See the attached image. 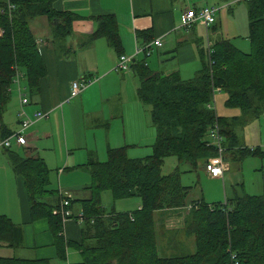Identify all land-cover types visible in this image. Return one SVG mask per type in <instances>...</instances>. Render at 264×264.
<instances>
[{
	"label": "trees",
	"instance_id": "1",
	"mask_svg": "<svg viewBox=\"0 0 264 264\" xmlns=\"http://www.w3.org/2000/svg\"><path fill=\"white\" fill-rule=\"evenodd\" d=\"M54 1L0 0V116L9 98L6 90L14 68L24 71L28 91L43 74L29 21L45 17L55 40L70 33L74 16L54 10ZM246 2L248 52L239 51L227 40L216 41L211 44L210 59L206 62L202 54L200 70L188 80H182L176 72L151 71L144 59L132 60L130 68L137 80L135 95L147 107L149 125L155 131L154 143L151 153L142 158H127L125 148H117L107 150L103 162L85 165L90 176L89 197L78 201L84 221L80 224V241L73 246L80 254L77 264H229L230 255L231 264H264V194L235 198L230 209L226 208L228 202L190 201L191 210L183 228L192 237V254L160 258L154 240L153 214L186 204L188 188L178 183L179 166L186 164L188 171L197 165L203 169L210 156H217L208 139L214 125L222 139V158L226 162H240L251 155L264 158L257 147L249 150L239 146L234 133L264 113V0ZM8 5L13 8L8 10ZM95 22V30L79 47L102 38L118 53L112 16H99ZM145 33L139 37H147ZM143 39L149 43L148 38ZM213 88H220L225 95L223 106L235 109L237 115L218 117L212 107H207ZM168 157H173L177 165L163 175L161 167ZM7 158L13 172L22 179L30 220L46 219L57 259L63 260L66 247L72 245L57 235L59 218L52 215L50 204L44 201L46 195H52L43 190L47 170L38 158H20L11 152ZM103 191H108L113 201L135 197L139 206L133 212L103 214L99 204ZM58 199L52 207L56 208ZM68 205L70 208V200ZM19 243V228L0 216V247L17 248ZM0 264H49V260L0 258Z\"/></svg>",
	"mask_w": 264,
	"mask_h": 264
},
{
	"label": "crops",
	"instance_id": "2",
	"mask_svg": "<svg viewBox=\"0 0 264 264\" xmlns=\"http://www.w3.org/2000/svg\"><path fill=\"white\" fill-rule=\"evenodd\" d=\"M52 7L74 16L69 35L62 40H55L45 17L31 19L28 28L43 66V74L34 88L28 91L24 71L17 70L20 75L18 88L26 99L22 111L28 117L34 112L44 113L45 117L23 132L26 139L24 147L12 143L8 151L0 149V216L6 217L19 228L18 247L33 253L32 258L26 260L45 257L49 260V256L53 255L51 252L47 255L41 252L39 255L38 250L43 247L52 250L53 238L46 219L30 220L23 182L9 165L8 152L20 158L40 159L47 170L43 190L52 193L46 195L44 201L54 210L52 205L55 199H60L61 193H67L70 195L71 214H78L81 211L78 201L89 197L87 163L103 162L100 160L106 157L109 149L125 148L128 154H147V149L150 147L151 150L154 143L155 131L149 125L147 110L140 106L135 95L137 80L131 68L123 73L114 72L117 57L134 55V48L145 44L143 38H148L149 42L159 40L160 46L150 51L155 53L159 68H178L170 73L176 72L185 80L181 75L182 68L189 66L195 70L193 77L201 67L204 37L198 33L197 27L201 26L197 24L186 32L180 28V16L186 8L215 10L213 24L207 31L210 45L216 42V37L227 40L221 32H217L216 27L217 20L219 23L225 17L238 25L239 30H242L241 21L245 20L246 35L243 39L248 42L247 2L243 0H55ZM106 15L112 16L116 24L120 47L118 53L112 51L102 38L79 47L84 37L95 30V18ZM262 20L264 25V14ZM144 32L147 37H139ZM242 47L245 48L244 45ZM247 48L248 52L249 44ZM128 72L130 78L125 75ZM12 79L6 90L9 98L0 116V139L14 132L23 119L18 116L20 97ZM73 81L91 83L76 97L69 98L70 83ZM103 106L107 108L106 113ZM41 120L45 123H39ZM54 137H59V140ZM42 141L46 143L42 144ZM134 147L140 150L133 152L131 148ZM198 199L203 201L202 193L190 196L189 202ZM136 204L135 209L139 206V200ZM111 213L115 212H103ZM156 216L179 218L181 214L167 210L155 212L154 220ZM80 229L81 225L69 220L60 227L57 235L64 242L75 246L80 241ZM76 252L80 257L79 251ZM54 253L53 256L57 258L55 249Z\"/></svg>",
	"mask_w": 264,
	"mask_h": 264
},
{
	"label": "rangeland",
	"instance_id": "3",
	"mask_svg": "<svg viewBox=\"0 0 264 264\" xmlns=\"http://www.w3.org/2000/svg\"><path fill=\"white\" fill-rule=\"evenodd\" d=\"M240 5L242 6L243 4L240 3ZM216 27L217 32H221L223 38L227 39L230 43H232L233 46L238 48V50L247 52L248 42L243 39V37L246 35V25L244 19L241 21L242 30H239L237 28L238 25L233 24L231 20L226 17L221 19L219 23L217 20ZM197 31L202 35V37H204L203 45L205 46L206 37L204 35L203 28L197 27ZM237 32L239 34H236ZM232 37L235 39L232 40ZM214 40L219 41L220 38L216 37ZM242 45H244L245 48H243ZM133 59L134 61H140L144 59V63L147 64L150 70L164 72L165 74L178 69L159 68V63L154 52H150V54H148L146 57L141 54L139 56H135ZM153 66L155 68H153ZM188 68L191 67L187 66L182 68L181 75H183L185 80L192 78V75L195 71L193 68ZM125 75L129 78L131 77L129 72ZM125 75H123L124 78H126ZM133 82L135 83V79H133ZM224 100L225 95L222 92H220L219 95L214 96L213 105L211 106L215 112V115L218 117L234 116L236 110L225 108L223 106ZM97 107L99 108V105H97ZM142 108L147 109L146 106H142ZM102 109L105 113L107 112L106 107L103 106ZM39 123H45V121L41 120ZM234 133L239 146H245L247 149L257 147L260 153H264V113H262L258 119L249 122L244 127L235 129ZM54 138L57 141L59 140V137ZM41 143L45 144L46 142L42 141ZM131 150L136 152L139 151L140 148L134 147L131 148ZM150 153V147L147 149V154H128L125 152L127 158L144 157ZM104 159L105 157L101 158L100 161H104ZM222 161L229 165L228 173L224 174L225 176L222 180L207 178L203 172L202 165H197L192 171H188L189 167L186 164L179 166L180 174L178 176V183L181 187L188 188L185 197L186 204L182 208L173 210L174 212H179L181 214V217L179 218L164 219V216L155 217L156 219L153 221V225L156 254L158 257H182L194 252L192 237L187 235L183 228V223L186 220L188 212L191 210V207L189 206L190 196H195L199 193H202L204 203L208 204L223 203V201L227 200L228 203L226 204V208L230 209V203L235 198H241L243 195L259 196L264 194V158L251 155L249 157H245L240 162H233L230 160H227L226 162V159H222ZM208 162L216 164L218 161L215 157L210 156L208 158ZM176 165V160L173 157L165 158L161 167V174L165 175L170 173L176 168ZM137 202V198L132 197L112 201L109 192L103 191V193H101L100 207L104 213H108L109 211H113L115 213H127L136 210L135 208L137 207ZM163 220H165L164 223ZM38 252L39 255L41 252H43L44 255H47L50 252L51 254L55 255L53 247L52 250L50 247H43L40 248ZM32 255V251L28 249L25 250L20 247H0V258L30 259L32 258ZM53 255L49 256V264H77L80 261V257L73 246H70L67 250L65 249L63 260L57 259Z\"/></svg>",
	"mask_w": 264,
	"mask_h": 264
},
{
	"label": "built area",
	"instance_id": "4",
	"mask_svg": "<svg viewBox=\"0 0 264 264\" xmlns=\"http://www.w3.org/2000/svg\"><path fill=\"white\" fill-rule=\"evenodd\" d=\"M243 1H249V0H243ZM12 8L13 6L8 5L7 9L11 10ZM214 12L215 10L213 8H200L197 10L186 8L181 13L180 16V28L183 29L185 32L193 28L196 24L203 28L204 35L206 37L203 54L206 62L210 59V55H211V45L209 43V40L207 39V35H208L207 31L209 27L213 24ZM159 46H160L159 40H154L152 42L144 44L142 47H135L133 56L119 55L113 67L114 72H120V73L126 72L130 68L132 60L135 56H137L138 54H144V56L146 57L148 56V54H150L151 49ZM13 71H14V75L12 77L13 78L12 83L17 86V93L19 94L20 97L18 116L23 117V119L20 120L19 126L14 132L10 133L5 138L0 139V149L3 150H8L12 143L17 147L20 146L24 147L26 145V139L23 132L33 123L45 117V114L40 112H34L30 117L24 114V112L22 111V107L26 104V99L21 94L22 90L18 88V80L20 78V75L17 69L14 68ZM90 83H91L90 81L71 82L68 97L69 98L76 97ZM220 92H221L220 88L212 89L211 91L212 96L210 98V104L207 106L208 108L212 107L211 105H213L214 96L219 95ZM208 139H209V143L213 145L214 148L217 150L216 152L217 156L215 158L217 159L218 162L216 164L210 162L206 163L203 166V172L210 179H222L223 175L228 172L229 165L222 161L223 159L222 139L218 135L216 125H214L213 129L208 132ZM252 149L253 148H249V150ZM61 194L62 195L58 205L51 212L52 215L57 216L59 218L61 226L66 221L69 220L73 221L77 225H80L84 221L81 211H79L78 214L72 215L68 205V202L70 200V195L67 193H61ZM232 258L233 256L230 255L229 264L232 263Z\"/></svg>",
	"mask_w": 264,
	"mask_h": 264
}]
</instances>
